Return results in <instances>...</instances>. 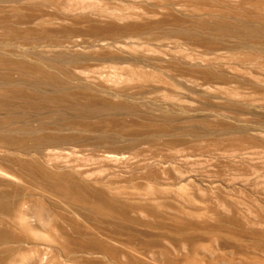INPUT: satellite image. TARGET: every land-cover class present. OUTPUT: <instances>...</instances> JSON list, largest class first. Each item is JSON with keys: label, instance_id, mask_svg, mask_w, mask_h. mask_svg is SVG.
<instances>
[{"label": "rangeland", "instance_id": "1", "mask_svg": "<svg viewBox=\"0 0 264 264\" xmlns=\"http://www.w3.org/2000/svg\"><path fill=\"white\" fill-rule=\"evenodd\" d=\"M0 233V264H264V0H0Z\"/></svg>", "mask_w": 264, "mask_h": 264}, {"label": "bare ground", "instance_id": "2", "mask_svg": "<svg viewBox=\"0 0 264 264\" xmlns=\"http://www.w3.org/2000/svg\"><path fill=\"white\" fill-rule=\"evenodd\" d=\"M214 32L216 34H219V35H225V34H229L230 33V32H228V29L226 27L221 26V25H216L214 27ZM218 49H220V48H218ZM214 54L215 55L210 57V58L218 57L216 53H214ZM29 98H30V96H29ZM37 98H38V102L37 103H31L30 101H28V102H26V104L28 106H32V107L36 108L35 110H37L38 112H40L41 109L46 107L48 104H55V105L56 104L57 105L61 104L59 98L51 97L49 95H44L42 93H38L37 94ZM44 100H47V101L43 102ZM93 195L94 196H92V198H90L89 196H86V195H81L80 194V195L76 196V195H73V194H70V193H66L65 199H67L71 203H78V202L81 203L84 207L89 209L92 213H98V212H101V211H105L106 207L108 205H111L112 200H114L112 197L108 196L107 193H106V190L102 189V188H97L94 191ZM2 224H3V222H2ZM91 232L95 233L92 228H91ZM4 237L7 238L2 233H0V240H2ZM99 245H100V248L102 247L105 250L111 251L113 254L115 253V249L113 247H110L106 242H104V241L99 242ZM79 247L80 248H84L85 245L83 243H81L79 245Z\"/></svg>", "mask_w": 264, "mask_h": 264}]
</instances>
